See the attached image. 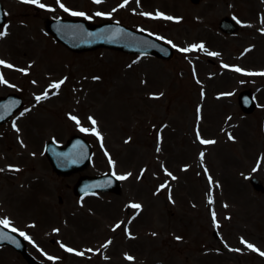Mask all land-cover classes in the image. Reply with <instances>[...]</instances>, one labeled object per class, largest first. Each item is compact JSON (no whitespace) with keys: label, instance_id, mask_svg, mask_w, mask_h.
Segmentation results:
<instances>
[{"label":"rangeland","instance_id":"1","mask_svg":"<svg viewBox=\"0 0 264 264\" xmlns=\"http://www.w3.org/2000/svg\"><path fill=\"white\" fill-rule=\"evenodd\" d=\"M1 2L7 24L0 30V96L17 93L25 107L0 126V220L29 237L38 260L264 264V192L249 183L257 178L264 186V75L249 74L264 72V0H128L123 7L124 0H60L67 12L57 0H39L43 8ZM59 17L146 30L176 54L167 62L104 49L75 54L45 31V20ZM225 17L238 31L219 30ZM193 44L204 49L181 51ZM245 90L257 103L251 115L238 106ZM72 135L92 145V163L58 177L44 144ZM106 172L131 173L120 196L73 195L81 175ZM137 203L141 209L131 207ZM0 264L25 262L2 247Z\"/></svg>","mask_w":264,"mask_h":264},{"label":"water","instance_id":"2","mask_svg":"<svg viewBox=\"0 0 264 264\" xmlns=\"http://www.w3.org/2000/svg\"><path fill=\"white\" fill-rule=\"evenodd\" d=\"M198 3L199 0H191ZM5 22L2 8L0 6V26ZM47 30L53 35L56 41L66 45L74 52H85L96 48H108L126 53H146L155 55L161 59H170L172 51L161 47L149 36L143 33H136L117 23H105L101 25H91L86 22L75 20H52L46 23ZM220 29L225 33L235 31V27L229 19L220 22ZM239 105L243 112L251 113L255 109V102L249 91L242 92L239 96ZM22 106L19 98L10 95L5 99H0V123L5 122ZM89 146L85 141L76 138L71 140L69 145L58 150L50 147L49 155L57 173L70 174L86 167L89 161ZM61 155V159L57 156ZM69 170H66L68 169ZM252 186L257 191H263L257 179L251 180ZM108 191L119 193V184L111 176L96 178L83 177L76 187L77 195L95 193L97 191ZM0 245H10L20 252L29 264H37L25 251V246L19 238L0 227Z\"/></svg>","mask_w":264,"mask_h":264},{"label":"snow or ice","instance_id":"3","mask_svg":"<svg viewBox=\"0 0 264 264\" xmlns=\"http://www.w3.org/2000/svg\"><path fill=\"white\" fill-rule=\"evenodd\" d=\"M22 2L28 3V4H38V6L41 7V8L45 7L44 4L39 3V0H22ZM57 2L59 3V6L64 9V11H66V12L69 11V9H67L63 3H60V0H57ZM95 2L96 3H101V0H95ZM137 2H139V0H137ZM127 3H128V0H124V4H122L121 7L125 6ZM71 15H73V16H84L85 14L83 12H75V11H73V12H71ZM96 15H98V16L99 15H103V13L97 12ZM142 15H150V14L149 13H142ZM156 16H157V18H164V19H168V20H173L174 19L171 16H164L163 13H159V12L156 14ZM262 31H264V29H262ZM5 34H6V32H0V37H2ZM197 49H204V45L203 44H199V45L193 44V45H191L188 48L181 49V51H183V52H189V51H193V50H197ZM208 54L209 55H212V56L218 55V53H213V52H209ZM3 64H5V62L3 60H0V65H3ZM6 66L9 67V68L13 67L10 64L9 65H6ZM224 66L225 67H228V65H224ZM234 70L235 71H238V72L239 71H242V69H240V68H235ZM249 74L264 75V72H261V73H249ZM0 83H6V81L3 79V77H0ZM62 83H63V81H60V82L54 84L52 87L58 89ZM47 95H48V93L45 92V94H44L45 98L47 97ZM202 95H203V93H202ZM36 99H37V101H39L41 99V97H36ZM72 119L73 120H76L77 123H79V120L76 117H72ZM89 120L91 121V124L93 125V127H92V133L94 135L100 136V132L96 128L97 121L95 119H93L92 117H89ZM81 131L88 132L89 129L88 128H81ZM197 136L199 138V132L197 133ZM229 139H234V137L230 133H229ZM200 142L202 144H213L216 141H214V140H204V139H201ZM201 158H203V153H201ZM16 170H18V169H16ZM0 171H2V169H0ZM113 174L115 175V173H113ZM168 175H171V173H168ZM129 176H131V173H128L126 175L117 176L116 178L118 180H123V179H127ZM172 179H175V177L173 176ZM210 180H211V178H210ZM131 207L136 208V209H141L142 206L137 203V204H132ZM213 218L215 219V213H213ZM0 224H3L5 227H7L8 224H9V221L7 219L0 220ZM118 226L119 225H117V227ZM11 230L13 232L17 231V229H15V228H12ZM19 234L21 236H24L25 239H29V237L26 236L25 233L20 232ZM177 239H179V237H177ZM108 243H111V241H109ZM104 247H107V244H105ZM247 247L250 248V249H253V250H257L250 243L247 244ZM66 250L69 251V252H72L73 251V249H71V248H68ZM89 251H91V250H89ZM76 254L77 255H83V253H80V252H77ZM260 254L261 255H264V252H261ZM49 259H52V257H49ZM127 259L132 260L133 257L128 256Z\"/></svg>","mask_w":264,"mask_h":264},{"label":"bare ground","instance_id":"4","mask_svg":"<svg viewBox=\"0 0 264 264\" xmlns=\"http://www.w3.org/2000/svg\"><path fill=\"white\" fill-rule=\"evenodd\" d=\"M161 131H159L158 133H160Z\"/></svg>","mask_w":264,"mask_h":264}]
</instances>
